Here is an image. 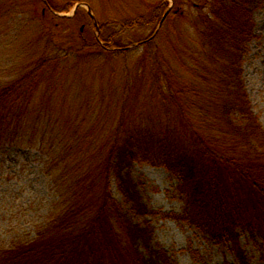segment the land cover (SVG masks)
<instances>
[{
    "label": "trees",
    "instance_id": "16d2710c",
    "mask_svg": "<svg viewBox=\"0 0 264 264\" xmlns=\"http://www.w3.org/2000/svg\"><path fill=\"white\" fill-rule=\"evenodd\" d=\"M260 1L173 0L160 27L169 23L177 29L187 20V27L176 31L183 45L173 46L171 59L158 43L153 45L154 34L141 42L143 62L152 69L148 95L161 107L152 109V115L142 112L140 123L129 124L122 109L106 137L95 125L91 136L78 134L92 113L86 107L59 110L50 103L61 98L48 95L44 105L46 101L35 97L47 72L66 54L40 58L17 78L0 82L1 154L33 146L25 140L26 126L34 139L56 129L64 136L39 143L51 160L47 166L57 199L34 225V237L0 244V264H170L167 252L153 243L151 222L133 218L157 214L142 202L131 178L134 163L162 167L179 178L182 214L163 216L182 218L214 242L230 245L239 264H246L240 230L264 248V126L253 111L243 74L244 56L255 38L253 7ZM41 2V18L56 20L55 26L82 20V27L87 18L95 27L80 8L73 17L57 15L79 0L64 7ZM168 8L163 1L151 15L117 24L123 29L157 28ZM112 22L100 24V36L92 33L86 47L104 42L108 57L127 48L116 32H106ZM168 31L164 36L173 38L175 30ZM156 32L162 34V29ZM76 53L79 58L91 54L85 47ZM112 179L123 202L112 194Z\"/></svg>",
    "mask_w": 264,
    "mask_h": 264
},
{
    "label": "rangeland",
    "instance_id": "374dc122",
    "mask_svg": "<svg viewBox=\"0 0 264 264\" xmlns=\"http://www.w3.org/2000/svg\"><path fill=\"white\" fill-rule=\"evenodd\" d=\"M49 1L64 7L70 0ZM163 1L171 5L170 0H79L76 4L82 5L80 12H86V5L89 6L98 25L96 30L87 18L83 19L85 24L82 27H79L82 20L76 25L59 23L55 26L56 20L42 19L44 10L41 0H0V82L17 78L40 58L63 57L66 54L67 59L54 64L53 69L47 72L46 80L44 78L37 87L35 97L38 100L46 101L45 105L48 95H51L53 99L61 98L59 102L52 100L50 103L59 110L69 106L71 109L86 107L92 111L84 119L81 126L83 132L79 135L91 136L92 126L95 125L105 131L100 136H108L117 126L122 109L127 124L134 120L140 123L137 117L142 112L152 115V109L161 107L148 95L152 69L143 62L145 49L141 42L154 34L153 45L158 43L164 55L173 58V46L183 45V38H177L176 31L187 27L188 21L183 26L178 24V30L172 29L171 25H167L169 23H163L158 29H162V34L152 26L123 29L117 22L151 15ZM76 4L59 14L71 15ZM49 13L47 10V17ZM253 18L255 38L244 56L243 74L253 111L264 126V0L254 5ZM108 20L113 22L106 32H116V38L131 47L127 50L121 48L122 51H116L117 55L113 57L105 54V48L109 47L104 42H100V47H86V40L91 38L92 33L98 38L99 25ZM168 30H175L173 38L164 36ZM84 47L91 54L79 58L76 50ZM175 66L179 68L177 63ZM57 130L38 134L34 139L30 136L31 129L26 126L25 140L33 146L22 151L0 153V244L3 246L34 237V225L43 219L48 207L57 199L47 166L51 160L39 148L42 140L64 138L56 133ZM60 171L61 168L57 170L58 173ZM129 173L142 202L157 213L144 218L130 214L135 222H151L153 243L167 252L170 264H239L230 245L214 242L182 218L163 216L182 214L184 203L177 191L178 177L165 168L147 163H134ZM111 191L118 202H123L114 179L111 180ZM124 207L129 209L126 205ZM239 234L246 264H264V248L260 240H253L242 230Z\"/></svg>",
    "mask_w": 264,
    "mask_h": 264
},
{
    "label": "water",
    "instance_id": "95a60500",
    "mask_svg": "<svg viewBox=\"0 0 264 264\" xmlns=\"http://www.w3.org/2000/svg\"><path fill=\"white\" fill-rule=\"evenodd\" d=\"M43 1H44V0H43ZM44 2H45V1H44ZM170 3H171V5L169 6L168 10H167L166 13L164 14L163 18L161 19V21H160V23H159V25H158V27H157V30H158V28L160 27V25H161L163 19L165 18V16L170 12L171 7H172V5H173V0H170ZM83 5H85V4H83ZM81 7H82V5H80V4H76V5L74 6L73 10H72L71 15H67V16H66V15H61V14H57V15H58V16H65V17H72V16L76 13L77 9H78V8H81ZM86 12L89 14V16L91 17L93 23L95 24L96 30H98V25L96 24L95 18H94V16L92 15L89 6H87V5H86ZM157 30H156V31H157ZM129 48H131V47H127V48H125V50H127V49H129Z\"/></svg>",
    "mask_w": 264,
    "mask_h": 264
}]
</instances>
